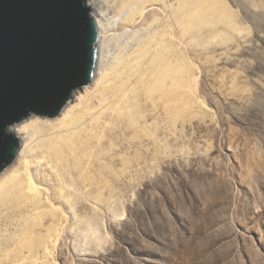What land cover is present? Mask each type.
Segmentation results:
<instances>
[{"label": "rangeland", "instance_id": "obj_1", "mask_svg": "<svg viewBox=\"0 0 264 264\" xmlns=\"http://www.w3.org/2000/svg\"><path fill=\"white\" fill-rule=\"evenodd\" d=\"M99 1L95 80L13 124L0 264H264V0Z\"/></svg>", "mask_w": 264, "mask_h": 264}, {"label": "water", "instance_id": "obj_2", "mask_svg": "<svg viewBox=\"0 0 264 264\" xmlns=\"http://www.w3.org/2000/svg\"><path fill=\"white\" fill-rule=\"evenodd\" d=\"M100 38L88 0H0V172L21 147L13 124L57 117L92 83Z\"/></svg>", "mask_w": 264, "mask_h": 264}, {"label": "bare ground", "instance_id": "obj_3", "mask_svg": "<svg viewBox=\"0 0 264 264\" xmlns=\"http://www.w3.org/2000/svg\"><path fill=\"white\" fill-rule=\"evenodd\" d=\"M89 1L90 0H88V6L90 7L91 5H93L94 6V4L97 2V1H99V0H91L90 1V4H89ZM100 2V1H99ZM98 18V20H100L99 19V17H97ZM101 21V20H100ZM100 21H99V23H100ZM103 25V24H102ZM100 29H101V23H100ZM103 34V33H102ZM100 40H101V38H100ZM96 74V73H95ZM95 80V77H94V79H93V81ZM92 81V82H93ZM87 86V85H86ZM86 86H84V87H86ZM79 90H77L76 92H78ZM75 94V92L72 94V96ZM71 99V98H70ZM69 99V100H70ZM68 100V102H70ZM68 102L66 103V105L63 107V109L61 110V112L63 111V110H66L67 109V107L66 106H68L67 104H68ZM66 108V109H65ZM31 117V116H30ZM16 124V123H15ZM11 131L13 132V133H17L16 135L18 136H20L21 137V135H20V133H24V135H23V138L26 140V144H25V146L23 147V148H20V150H19V152H18V154H17V157L19 158H21V161H24V162H22V163H26V152L27 151H30V149H32V148H34L33 147V145L30 143V142H32L33 140H34V133L31 131V129L28 127V125L27 124H18V125H13V126H11ZM18 136V137H19ZM21 141V140H20ZM20 154V155H19ZM55 156H57V152H56V155ZM20 160V159H19ZM41 167H42V164H39ZM6 168V167H5ZM18 187H17V190H20V193L21 194H24V193H28V194H30L31 196H32V198L33 199H38L39 197H41L43 194H44V186L42 187L41 186V184H39L38 182H37V180L36 179H34L31 175H29L28 177L26 176L25 177V180L24 179H22L21 180V182L17 185ZM45 192H47V191H45ZM47 194V193H46ZM46 195H44V197H45ZM48 250V252H49V249H47ZM46 250V251H47ZM23 261V260H22Z\"/></svg>", "mask_w": 264, "mask_h": 264}, {"label": "clouds", "instance_id": "obj_4", "mask_svg": "<svg viewBox=\"0 0 264 264\" xmlns=\"http://www.w3.org/2000/svg\"><path fill=\"white\" fill-rule=\"evenodd\" d=\"M6 131H10V129H6Z\"/></svg>", "mask_w": 264, "mask_h": 264}]
</instances>
